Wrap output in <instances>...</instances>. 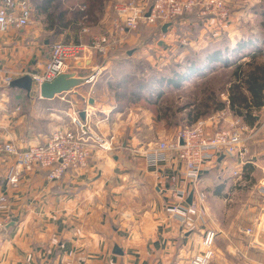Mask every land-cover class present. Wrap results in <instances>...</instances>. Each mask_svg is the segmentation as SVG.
<instances>
[{
	"label": "crops",
	"instance_id": "1",
	"mask_svg": "<svg viewBox=\"0 0 264 264\" xmlns=\"http://www.w3.org/2000/svg\"><path fill=\"white\" fill-rule=\"evenodd\" d=\"M234 2L236 20L264 18L259 8L262 2L264 6V0ZM106 11L101 22L109 30L107 20L112 5ZM178 21L156 41L158 49H153L151 44L134 48L126 44L115 46L108 57L95 54L85 58L77 66L76 76L86 79L98 67L101 74L110 73L114 54L123 51L132 59L127 66L146 59L154 67L159 57L169 53L170 59L182 60L189 54L188 50L196 52L229 38L220 31L204 35L190 31L188 22L183 25ZM212 21L208 22L213 24ZM31 25L0 37V70L24 73L44 67L53 43L46 40L44 45L38 44L33 35L44 30L35 31ZM182 26H188V31ZM85 28L89 31L84 32ZM103 33L83 25L80 39L88 43L92 36ZM251 33L247 36L244 32L236 33L235 43L258 34ZM259 41L251 50L261 49L263 40ZM100 76L93 84L82 85L51 100L41 99L33 91L30 100L35 110L30 115L22 106L10 103L6 86L0 82V147L14 142L28 148L45 142L53 129L69 121L67 116L62 114V120V115L58 117L55 112L68 102L77 105L67 111L69 114L79 110L80 117V112L88 108L90 114L86 113L85 120L80 119L94 132L113 137L115 145L111 153L95 154L87 168L70 171L60 181L50 182L45 171L34 170L22 173L16 187L8 182L14 159L0 151V196L7 197V207L0 211V219L8 217L0 237V264H189L196 254L204 251L203 234L210 230L217 234L212 264H264V250L255 247L254 237L244 232L264 219V107L253 123L243 119L251 129L244 163L237 158L217 157L202 169L194 188L181 175L183 164L175 153L157 166H150L142 154L145 147L157 141L175 138L181 127H171L149 106L140 111L143 117L136 120L138 114L134 115L133 106L141 102H123L111 90L109 80L101 84ZM100 85L103 90L98 91ZM183 88L184 83L180 88L164 86L162 90L167 95ZM140 92L143 98L150 96L147 88ZM40 105L47 107L45 113H41ZM40 113L44 116L43 127L37 123ZM218 114L201 119L210 134L219 125L227 128ZM231 116L229 119L237 117ZM235 171H240V175L234 176ZM180 189L184 193L173 198L174 191ZM200 193L205 195L202 204ZM191 194L192 203L200 208L193 223L183 224L166 213L172 204H192Z\"/></svg>",
	"mask_w": 264,
	"mask_h": 264
},
{
	"label": "built area",
	"instance_id": "2",
	"mask_svg": "<svg viewBox=\"0 0 264 264\" xmlns=\"http://www.w3.org/2000/svg\"><path fill=\"white\" fill-rule=\"evenodd\" d=\"M111 17L107 20L109 30L103 34L94 35L90 42L57 41L51 46L50 56L44 67L36 73L26 71L15 73L0 70V82L4 86L24 75H30L33 81V91L39 94L40 87L54 81L65 73L76 75V68L85 58L93 55L106 56L125 35L137 30L140 23L155 27L159 23L169 24L184 14L195 10L203 14L214 13L221 19H226L230 13L223 0H115ZM150 14L147 16V13ZM33 7L31 0H0V37L11 32L24 30L32 24ZM87 28L84 32H88ZM87 77L86 84L96 82L102 69ZM60 113L67 116L69 121L53 130L48 139L37 145L22 148L14 142L5 143L0 151L14 159V165L8 177L11 186L16 187L22 173L34 170L45 171L50 182L60 181L70 171L79 172L88 167L92 157L97 154H107L114 151V138L105 137L94 132L86 122L79 117V110ZM86 113L90 114L87 108ZM219 118L227 122L229 127L214 129L212 134L205 129V122L200 120L193 127L181 128L173 139L157 141L145 147L142 154L150 166L166 162L171 153H175L183 164L181 175L196 188L202 169L222 154L225 157L237 158L241 163L248 154L247 142L250 140L251 129L240 117H232L231 112H220ZM251 135V133H250ZM181 141L183 144H181ZM235 171L234 176H239ZM174 191L173 198L180 197L184 191ZM201 204L205 195L199 194ZM7 207V197L0 196V211ZM166 213L179 222L193 223L200 214L197 203L190 205L172 204L166 208ZM8 217L0 219V237L3 235ZM245 234L254 237L253 243L258 249L264 250V219L257 225L246 229ZM217 234L207 231L203 234L204 251L196 254L189 264H212L215 258V241Z\"/></svg>",
	"mask_w": 264,
	"mask_h": 264
},
{
	"label": "trees",
	"instance_id": "3",
	"mask_svg": "<svg viewBox=\"0 0 264 264\" xmlns=\"http://www.w3.org/2000/svg\"><path fill=\"white\" fill-rule=\"evenodd\" d=\"M110 1L31 0V4L33 18L43 19L45 30L51 34V39L70 30L74 41L79 43L82 42L80 31L83 25L91 24L90 15L98 14L97 19L102 20L106 14V5ZM197 11L199 10L194 12L198 13ZM188 15L191 13L181 17ZM181 17L169 23L170 26ZM143 24L140 23L139 27ZM163 27L161 23L151 27L150 31L156 30L153 34L157 35L156 41L164 34ZM70 37L71 35L66 36V41H70ZM258 38V35L249 36L239 43L233 42L234 44L229 42V38H223L197 53L188 50L189 54L183 61L172 63L165 72L152 67L143 59L137 61L134 70L123 73L120 79L113 75L108 83L117 98L123 102L126 100L127 104L145 102L150 108L156 109L171 127H193L201 119H207L227 109L250 124L256 120L258 112L264 107V50L260 48L251 50L258 42ZM153 41V37H150L144 45H149ZM246 58L249 59L245 61ZM119 60L121 68L127 66L132 59L130 60L127 55L126 59ZM145 73L146 76H143ZM192 76L206 78L204 83L198 86L195 98L183 105H167L165 103L167 95L162 88L164 86L180 88ZM145 88L149 90L150 96L143 98L144 95L140 91ZM5 90L16 104L20 103L22 97L31 99L24 90L10 86L5 87ZM130 94L133 96L130 97Z\"/></svg>",
	"mask_w": 264,
	"mask_h": 264
},
{
	"label": "rangeland",
	"instance_id": "4",
	"mask_svg": "<svg viewBox=\"0 0 264 264\" xmlns=\"http://www.w3.org/2000/svg\"><path fill=\"white\" fill-rule=\"evenodd\" d=\"M234 1L235 0H229L228 2L224 1L226 3L227 9L230 13V15L226 19H221L220 16H217V14L215 15L214 13L203 14L201 11H197L199 13L198 14V13L193 11L194 12L193 14L191 13V15L181 17L180 21L182 22L183 25H187L186 22H188L191 25V27L189 28L190 31H196V32H199L200 34H203V35L206 34V32H219L220 31L223 35L229 36L228 40L232 44H234L233 42H235V40H236V37H237V35H235L236 33L238 34V32H240V33L244 32V34H246V36H247L252 31H256L258 34H260V37L257 34L259 37V40H261V39L263 40V44L261 46V49L264 50V18L263 17L261 18V16H259L258 18H255V19L253 17H248L250 19L236 20L235 14H236V5L237 4ZM114 2L113 3L111 2L112 4L108 3V5H106V7L107 6L109 7L111 5L113 7ZM245 3H247V2H245ZM247 4H245V5L247 6ZM248 5H250V4H248ZM260 5H261V7H259L260 10L264 11L263 2ZM112 10H113V8H112ZM252 10H253V8L250 9V14H251ZM106 13H107V11H106ZM97 17H99L98 14L90 15V18H91L90 27H92L94 30H97V31H99V30L104 31V32L107 31V24L106 23L103 24L101 22V19L98 20ZM189 17H193L195 19L189 20L190 19ZM209 20H213L212 21L213 24H211V22H208ZM177 22H179V21L177 20L175 23H177ZM31 27L33 29H35V31L38 29H41V28L44 30V32L39 31L38 35H36V34L33 35V37H35L34 39H37L38 44H40V45H44L46 40H48L49 43H54V42L62 41V40L66 41V36H68V35H71L70 41H74V37L72 36L73 33L70 32V30L66 31L65 34H59L55 38L53 37L54 39H51V34L47 31H45V25L43 23V19H41V18L40 19L34 18V20L32 21ZM150 29H151V27L144 23L143 25L138 27L137 30L133 31L132 33H130L128 35H125L121 39V41L120 40L117 41L116 47H118L119 45L121 47H124V44H126L132 48L141 47L149 40L150 37H153L154 41L151 43V47H153V49H158V47L156 45L157 35L153 36V34L156 32V30L150 31ZM182 29L184 31H186V29H187V31H188V26L187 27L184 26ZM189 32H186V33H189ZM250 35H252V33ZM133 45H135V46H133ZM200 50H201V48L196 50V53ZM153 51H155V50H153ZM141 54L148 55V53H145V52H143ZM114 56H115V58H113L114 63L112 65V68L113 67L114 68L111 70L110 73H106L104 75L101 74V76L99 77L100 81H102L101 84H103L105 81L107 82L108 80H112L111 77L113 75H114V77L120 79V77L123 73H128V72H130V70L131 71L134 70V65L133 66H124V67L120 68L121 60H119V59H126L127 58V55L124 51L121 53L114 54ZM170 56H171V54L169 53V54L165 55V57H159L154 68L162 70L165 72V71H167L168 67L172 63H174L176 61L177 62L183 61V59L180 60L177 58L170 59ZM248 59L249 58H246L245 61H247ZM263 59H264V57H263ZM162 62L166 63V64L161 65ZM125 67H127V68H125ZM220 71L221 70H219V72ZM205 79L206 78L199 79L198 76L197 77L196 76L190 77L188 80H186L184 82V88L183 89H181L177 92H168L167 93V100L165 101V103L167 105L177 106V105H183L186 102H190L192 98H195L196 93L198 92L197 91L198 86L202 85L204 83ZM99 90H103L102 85H100V88L98 87V91ZM102 92H104V91H102ZM33 93H34V95H36V92H33ZM9 99H10V103L11 102L14 103V100L12 99V97L10 95H9ZM31 101L32 100H28L25 97L24 98L22 97L21 100L19 101L20 103L18 104L19 106H22L24 111L29 115L32 114L33 111L35 110L34 109L35 107L32 106ZM67 101H70L69 97L67 98ZM68 106H70V107L68 108ZM74 106H76L75 108H77V105H75V103L72 104V103L68 102V104H66V107L63 106V107L56 108L55 112H56L57 116L59 117L62 114H60L58 111L63 110V111L69 112L70 108H72V107L74 108ZM134 107H136V109H133L134 110L133 112H134V115L138 114V116H135L136 120H138V119H141L143 117L142 112H141V114H139L140 111L144 110V108L148 107V105L145 104V102H141V104H136L133 106V108ZM39 108L41 110V113H43V112L45 113V111L47 109V107H44L43 105L42 106L40 105ZM41 113L38 115L39 118L37 119L38 127H43L42 123L44 121L43 120L44 116H42ZM128 115H132V113H130ZM62 118H63L62 120H64L63 115H62ZM221 123H219V124H221ZM224 123H227V122H223L222 124H224ZM220 127H225V125L224 126L221 125ZM226 127H229L228 123H227ZM53 130H55V129H53ZM122 138H123V135H122Z\"/></svg>",
	"mask_w": 264,
	"mask_h": 264
},
{
	"label": "water",
	"instance_id": "5",
	"mask_svg": "<svg viewBox=\"0 0 264 264\" xmlns=\"http://www.w3.org/2000/svg\"><path fill=\"white\" fill-rule=\"evenodd\" d=\"M150 12L147 13V16ZM170 24H165L163 27V32L166 33ZM37 71H33L36 73ZM86 84V80L80 77H77L73 73H65L57 77L54 81L43 84L39 89V96L41 99L51 100L55 97L62 95L64 93L73 92L77 88ZM11 88L24 90L27 95L30 97L33 92V81L30 75H24L22 77L14 79L10 83ZM92 104V101L90 102ZM86 111L80 112V117L82 120L86 118ZM181 144L183 142L181 141ZM225 157L224 154L221 155V159ZM193 194L190 195L189 203H192Z\"/></svg>",
	"mask_w": 264,
	"mask_h": 264
}]
</instances>
